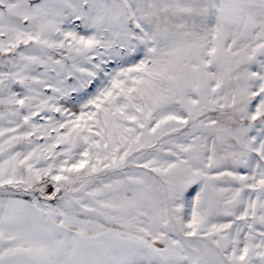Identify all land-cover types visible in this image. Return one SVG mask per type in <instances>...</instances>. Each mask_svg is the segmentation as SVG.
<instances>
[{
	"label": "snow or ice",
	"instance_id": "1",
	"mask_svg": "<svg viewBox=\"0 0 264 264\" xmlns=\"http://www.w3.org/2000/svg\"><path fill=\"white\" fill-rule=\"evenodd\" d=\"M0 264H264V0H0Z\"/></svg>",
	"mask_w": 264,
	"mask_h": 264
}]
</instances>
